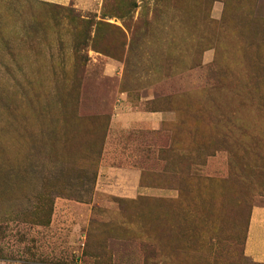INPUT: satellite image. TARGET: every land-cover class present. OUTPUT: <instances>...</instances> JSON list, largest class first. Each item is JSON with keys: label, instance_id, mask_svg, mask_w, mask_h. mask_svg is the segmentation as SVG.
<instances>
[{"label": "rangeland", "instance_id": "1", "mask_svg": "<svg viewBox=\"0 0 264 264\" xmlns=\"http://www.w3.org/2000/svg\"><path fill=\"white\" fill-rule=\"evenodd\" d=\"M264 0H0V264H260Z\"/></svg>", "mask_w": 264, "mask_h": 264}, {"label": "crops", "instance_id": "2", "mask_svg": "<svg viewBox=\"0 0 264 264\" xmlns=\"http://www.w3.org/2000/svg\"><path fill=\"white\" fill-rule=\"evenodd\" d=\"M41 2L58 6L78 4L80 0H39ZM245 253L254 262L264 264V208L252 212L248 237L245 244Z\"/></svg>", "mask_w": 264, "mask_h": 264}]
</instances>
